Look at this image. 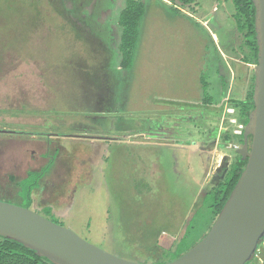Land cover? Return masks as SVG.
Masks as SVG:
<instances>
[{
  "label": "rangeland",
  "instance_id": "1",
  "mask_svg": "<svg viewBox=\"0 0 264 264\" xmlns=\"http://www.w3.org/2000/svg\"><path fill=\"white\" fill-rule=\"evenodd\" d=\"M59 1L0 0V130L23 132L0 133V168L12 163L23 170L33 161L39 169L44 155L59 151L61 172L42 179L31 209L110 254L154 264L198 198L219 182L204 183L212 162L221 156L232 162L241 146H216L223 103L199 102L201 79L213 97L221 79L228 82L225 100L244 99L251 85V69L235 50L238 38H228L236 30L233 7L197 0L198 10L218 12L211 26L190 27L183 13L151 3L132 65L122 70L118 19L125 0H97L101 6H83L81 15L75 14L81 6ZM89 13L101 20L97 41L73 30L71 21L88 23ZM209 28L223 38L220 52ZM236 63L249 70L247 83L245 72H234ZM79 147L89 158L81 165ZM3 181L0 191L7 188ZM0 201L23 206L16 192H0Z\"/></svg>",
  "mask_w": 264,
  "mask_h": 264
},
{
  "label": "water",
  "instance_id": "2",
  "mask_svg": "<svg viewBox=\"0 0 264 264\" xmlns=\"http://www.w3.org/2000/svg\"><path fill=\"white\" fill-rule=\"evenodd\" d=\"M251 1L258 50L253 108L243 129V144L235 151L246 161L245 168L203 238L181 256L159 264H251L264 241V0ZM229 166L225 156L214 177L222 171L223 180ZM0 238L21 244L51 264H149L110 254L32 209L1 201Z\"/></svg>",
  "mask_w": 264,
  "mask_h": 264
},
{
  "label": "trees",
  "instance_id": "3",
  "mask_svg": "<svg viewBox=\"0 0 264 264\" xmlns=\"http://www.w3.org/2000/svg\"><path fill=\"white\" fill-rule=\"evenodd\" d=\"M158 1V0H157ZM223 4H231L233 7V14L231 15L236 31V38L238 43L236 51L241 55V61L246 65H255L257 61V45L254 36V17L255 9L251 0H221ZM57 2V1H56ZM174 4L181 9L197 13L196 7H198L197 0H173ZM60 3V1H59ZM161 3V2H159ZM160 5H163L162 3ZM173 13H180L177 8H170ZM175 9V10H174ZM68 11V10H67ZM65 12V10H64ZM146 12V4L142 0H125V5L118 19V24L121 29L118 51L120 55L119 67L122 70H128L132 65L134 52L138 41V28L141 21L144 18ZM74 13V12H67ZM79 12L76 11L75 14ZM186 17V16H185ZM74 23L73 30L77 33L84 34L88 39L92 41L99 40L101 37L97 36L98 25L95 31L89 32L85 30L88 25L86 21L82 23L78 21H71ZM78 23V24H77ZM81 24H84L81 25ZM89 25H92L89 23ZM92 35V36H90ZM92 43V42H91ZM87 44V40H86ZM93 44V43H92ZM251 85L248 88L244 99L228 98L229 84L222 79V90L218 95L220 97L211 96L208 93V84L204 80L201 82V89L203 93L202 105L204 107L221 105V111L223 112L225 106L232 108L234 114L231 116L236 119L237 123L243 127L247 124L248 113L252 110V94H253V69L251 70ZM224 99V102H222ZM227 101V102H225ZM222 115V114H221ZM219 128V126H218ZM224 131L220 134V146L228 144H243V132L237 136L233 134L234 126L229 124L227 120L224 123ZM218 131V129L216 130ZM43 136L45 134H36ZM57 152L55 153V155ZM55 155H48L47 164L38 172H30L27 177L16 184L19 193L18 197L23 202V208L31 209L33 206L32 193L40 188L42 179L50 172L55 162ZM246 161H243L241 157L235 154V158L231 162L228 171L223 180H218L217 184H214L203 196L198 198L197 204L191 208V214L189 219L183 221L181 231L179 235L175 236V241L172 245L163 251L159 255V261L154 264L164 263L173 260L199 242L201 238L207 233L213 222L221 212L225 202L227 201L230 193L236 185L241 172L244 170ZM192 199H189L191 204ZM46 214L51 213L52 207L47 206L43 208ZM188 209V207H187ZM186 209V211H187ZM185 216V213L183 217ZM182 217V218H183ZM256 261V258L255 260ZM0 264H51L43 258L37 256L33 251L26 249L21 244L0 238Z\"/></svg>",
  "mask_w": 264,
  "mask_h": 264
},
{
  "label": "crops",
  "instance_id": "4",
  "mask_svg": "<svg viewBox=\"0 0 264 264\" xmlns=\"http://www.w3.org/2000/svg\"><path fill=\"white\" fill-rule=\"evenodd\" d=\"M57 2H59V0H56ZM145 4H146V6H150V4L151 3H158V4H163V5H161V7L165 10V11H167V12H170L171 11V7H173V8H177V11H179V12H181V13H183V15L184 16H186V22H187V24H189V25H191L190 27H192L193 26V23H195L196 25L198 24V23H200L201 24V26L202 27H209V26H211L212 24H213V21L215 22V17H214V15L216 14V12H218L217 10H214V12H210V11H208L207 10V6L206 5H204V10H202V11H200V10H198L199 8H200V5H199V3H198V7H196V12L197 13H192V12H184V9H181L179 6H177V5H175V4H171V3H169V2H162V0H158V1H156V0H142ZM172 3H173V0H170ZM159 2H161V3H159ZM62 4H64L63 6L65 7H67V6H81V10L82 11H78L79 12V14L81 15L82 13H86L87 11H83V9H84V7L83 6H85L86 8H91V6H95V7H98V6H101L102 5V3L100 2V1H98L97 2V0H63L62 1ZM171 5V6H170ZM217 9V8H216ZM175 10V9H174ZM208 12H210V13H208ZM200 14L199 15V18H197L194 14ZM92 13H89V15H91ZM92 17H89L88 19H90L89 20V22L88 23H90V24H95L96 23V25H89V26H86L85 27V30H87V31H89V32H93V31H95L96 30V28L98 27V24H99V22L98 21H101V20H99V19H96L95 20V18L93 17V15H91ZM198 16V15H197ZM195 18H197L196 20L197 21H195ZM77 21V20H76ZM234 24V23H233ZM234 27V26H233ZM210 30H206V31H208V33H209V36L211 37V39H212V42H213V44H215L216 46H215V48H217L218 50H219V52H220V49H219V45L217 44L218 43V41H219V39H222L223 40V38H221L220 36H218V35H216V33H214V32H211V28H209ZM120 34H121V29L119 28V32H118V36H119V38H120ZM231 35H233L235 38H236V31L235 30H231V33H228V38H232V40H233V37H229V36H231ZM231 40V41H232ZM229 41H230V39H229ZM117 48H118V46H117ZM214 48V47H213ZM221 54V56H222V53H220ZM223 57V56H222ZM222 59V58H221ZM224 59V58H223ZM222 59V60H223ZM242 63V62H241ZM241 63H236V64H234L233 66H234V72L236 71V75H239V77H240V75H244L245 76V74H244V72L246 73V76L243 78L244 79V83L246 82H248V79H249V77L247 76V74L249 73V70H246V69H248L247 68V66L246 65H244L245 67H246V69L245 68H243V66H240L241 65ZM228 64V63H227ZM228 67H229V72H230V70H231V67H230V65H228ZM212 69V68H211ZM246 70V71H245ZM213 71H214V69H213ZM232 71V70H231ZM214 73L216 74V75H218V71H214ZM231 78V77H230ZM201 81H202V79H201ZM216 81H217V79H216ZM221 81H222V79H221ZM218 82V81H217ZM217 88H221L220 89V93H221V90H222V86H217ZM216 95H218V89L215 91V95L214 96H216ZM229 95V94H228ZM212 96V95H211ZM227 97V96H226ZM227 99V98H226ZM201 100V99H200ZM203 100V99H202ZM202 100L201 101H199V102H202ZM218 126H219V128H218V131H217V133H216V146H218V147H220V143H218V141L220 140L219 138H220V134L222 133V131H224L223 129H224V124H218ZM221 126H222V128H221ZM215 136V135H214ZM97 138V137H96ZM84 139V138H83ZM100 140H101V138H99ZM48 140V139H47ZM97 140H98V138H97ZM86 141V140H85ZM90 143H94V142H90ZM94 144H100V142L98 141V142H96V143H94ZM160 145H162L161 143H159ZM202 144H204V143H201V145ZM44 145V144H43ZM118 145V144H117ZM194 146H197V144H195ZM43 148H44V146H42ZM98 148V147H97ZM185 148V147H184ZM201 148V147H200ZM200 148H198V149H200ZM217 147H215V150H217L216 149ZM46 149H47V147H46ZM99 149V148H98ZM48 150V149H47ZM202 150V149H201ZM200 150V151H201ZM56 152H57V150H55ZM54 151V155H55V152ZM47 152V151H46ZM102 154V153H101ZM38 155L40 156V154L38 153ZM47 155V154H46ZM46 155H44L45 157H48V156H46ZM44 156H40L42 159H43V157ZM53 156V155H52ZM218 157H219V155H217ZM221 156V155H220ZM44 157V158H45ZM58 157H59V151L57 152V154L55 155V162H54V165H53V167H52V169L50 170V172L48 173V174H50L51 173V175L50 176H48V177H54V176H57V174L59 175L60 174V168H58V166H57V162H56V160L58 159ZM57 158V159H56ZM216 159H217V157H216ZM216 159H215V161L214 162H212V164H211V167H210V170H208V173L206 174V180H205V184L209 181V180H211V182L213 181V178H214V173H215V169L216 168H218V166H219V164L221 163V160L223 159V157L221 156V159H220V157H219V162L216 164ZM44 160H47V159H44ZM47 162H48V160H47ZM231 162V161H230ZM34 163H33V161H30L28 164H27V166H26V168L27 167H32V165H33ZM39 165H40V163H38ZM215 164H216V167H215ZM46 165V164H45ZM42 167H43V165H42ZM41 168V167H40ZM39 168V169H40ZM22 170V169H21ZM27 170V169H26ZM24 171V173L25 174H27V172H28V170L27 171ZM47 174V175H48ZM20 175H21V178L20 179H22V178H24V176L22 177V171L20 172ZM24 175V174H23ZM47 175L44 177L45 179L47 178ZM9 177V176H8ZM17 179L18 180H20L18 177H17ZM43 181V180H42ZM41 181V182H42ZM204 184V185H205ZM203 185V186H204ZM202 186V187H203ZM201 187V188H202ZM41 188V187H40ZM197 190V189H196ZM37 191V190H36ZM36 191H34V193H33V195H32V198H33V204H34V196L36 195ZM47 206H50V207H52L53 208V206L51 205V204H48V205H46L45 207H47ZM45 207H43V208H45ZM172 245V244H171ZM170 245V246H171ZM169 248V247H168Z\"/></svg>",
  "mask_w": 264,
  "mask_h": 264
},
{
  "label": "flooded vegetation",
  "instance_id": "5",
  "mask_svg": "<svg viewBox=\"0 0 264 264\" xmlns=\"http://www.w3.org/2000/svg\"><path fill=\"white\" fill-rule=\"evenodd\" d=\"M157 1V0H156ZM23 132H16L15 134H22ZM35 134H39V133H35ZM83 137H87V136H83ZM101 139H103V138H101ZM76 154V156H77V160H81V162H79L80 163V165L81 164H83V160L85 161V160H88L89 158H88V153H86L85 151H83V149H82V147H79L78 148V151L75 153ZM48 160V159H47ZM11 164V165H10ZM47 164V163H46ZM7 166V168L6 169H2V168H0V175L1 176H5V181H3V182H5V184H3V185H1V186H3V187H7L6 188V191L7 192H9V193H14V192H16L17 193V195H18V193H19V190H18V187L16 186V184L18 183V182H21V181H23L26 177H27V174L28 173H30V172H38V171H40L43 167H41L40 169H38V167H37V165H36V169H33V167H34V164L32 165V167H25L23 170H21L20 168H18V167H16L14 164H12V163H8V165H6ZM18 166V165H17ZM38 166H39V164H38ZM28 170V172H27V174H25L24 173V171L25 170ZM26 170V171H27ZM22 171V177L24 176V178H22V179H20L21 178V175H20V172ZM222 173V171H220L219 173H217V176H215L214 178H213V182L214 181H218V180H221V174ZM24 174V175H23ZM1 176H0V178H1ZM9 176V177H8ZM17 177L20 179V180H18L17 179ZM9 186H11V188L9 187ZM6 191H3V190H1L0 192L1 193H6ZM32 195H33V193H32Z\"/></svg>",
  "mask_w": 264,
  "mask_h": 264
},
{
  "label": "built area",
  "instance_id": "6",
  "mask_svg": "<svg viewBox=\"0 0 264 264\" xmlns=\"http://www.w3.org/2000/svg\"><path fill=\"white\" fill-rule=\"evenodd\" d=\"M246 65V64H244ZM247 67H250V69L252 70L254 65H246ZM228 107L227 105L225 106V109H224V112L222 114V121H221V124H224L225 123V120L228 121L229 124L233 125L235 130L233 131V134L234 135H241L242 132H243V129L244 127L240 124L237 123L236 119L231 117L233 114H234V110L230 107ZM263 249H264V241L263 243L260 245V247L258 248L257 250V253H256V261L258 264H264V254H263Z\"/></svg>",
  "mask_w": 264,
  "mask_h": 264
}]
</instances>
